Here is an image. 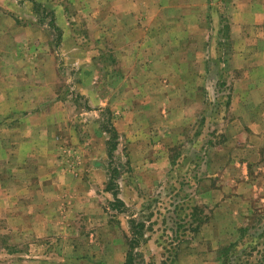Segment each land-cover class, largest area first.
Segmentation results:
<instances>
[{
  "label": "rangeland",
  "instance_id": "rangeland-1",
  "mask_svg": "<svg viewBox=\"0 0 264 264\" xmlns=\"http://www.w3.org/2000/svg\"><path fill=\"white\" fill-rule=\"evenodd\" d=\"M130 252L264 264V0H0V264Z\"/></svg>",
  "mask_w": 264,
  "mask_h": 264
},
{
  "label": "crops",
  "instance_id": "crops-1",
  "mask_svg": "<svg viewBox=\"0 0 264 264\" xmlns=\"http://www.w3.org/2000/svg\"><path fill=\"white\" fill-rule=\"evenodd\" d=\"M63 176H60V175H55V174H52V175H47V176H41L39 177L40 179V182H47V184H51L49 183L48 181L49 180H53L52 184H53V191L52 192H49L48 194H53V198H55V196H58V199H60V195L61 193L63 194V189L66 188L65 187V183H63V179H62ZM58 180V181H57ZM67 189V188H66ZM55 191V192H54ZM35 195H30L29 198H33Z\"/></svg>",
  "mask_w": 264,
  "mask_h": 264
},
{
  "label": "trees",
  "instance_id": "trees-1",
  "mask_svg": "<svg viewBox=\"0 0 264 264\" xmlns=\"http://www.w3.org/2000/svg\"><path fill=\"white\" fill-rule=\"evenodd\" d=\"M109 151H110V153H111V152H112V148H110ZM109 184H110V185H109ZM109 184H108V189L111 190V189H112V187H111V184H112V183H109ZM116 203H117V204H120V205L123 204L122 201H121L120 199H118V198H115V202L113 203V205L115 206ZM139 225H140L141 228H139L140 230H137V231H136L137 237L141 236V234H142V232H143V228H144V226H143L144 224H143V223H140ZM137 239H139V238H137ZM137 239H135V241H136ZM131 247H133V245H131ZM132 259H133L132 252H130L129 255H128V259H127L126 264H133V263H132V262H133Z\"/></svg>",
  "mask_w": 264,
  "mask_h": 264
}]
</instances>
